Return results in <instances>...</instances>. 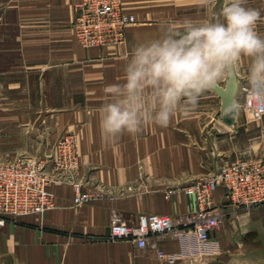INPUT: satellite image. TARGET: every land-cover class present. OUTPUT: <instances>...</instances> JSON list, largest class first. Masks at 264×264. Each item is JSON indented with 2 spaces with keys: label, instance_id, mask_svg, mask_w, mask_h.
<instances>
[{
  "label": "crops",
  "instance_id": "1",
  "mask_svg": "<svg viewBox=\"0 0 264 264\" xmlns=\"http://www.w3.org/2000/svg\"><path fill=\"white\" fill-rule=\"evenodd\" d=\"M80 1L0 0L1 130L25 137L0 150V159L47 155L60 137L75 132L81 190L93 196L77 205L73 185H52L54 208L15 217L0 228V264H264V203L236 206L220 187L214 198L222 222L210 240L200 241L190 226L196 198L182 189L165 197L170 187L190 185L227 160L264 155V119H252L242 106L246 57L217 83L224 89L237 83L233 124L224 120L217 85L190 116L178 115L167 128L106 143L97 124L104 90L122 81L135 43L156 37L162 23L179 28L185 20L220 19L225 0L204 7L199 0H123L137 17L125 43L90 48L81 45L73 26ZM246 6L260 11L256 30L264 37V0H247ZM118 212L131 222L140 213L170 215L175 226L139 247L111 238V219Z\"/></svg>",
  "mask_w": 264,
  "mask_h": 264
},
{
  "label": "clouds",
  "instance_id": "2",
  "mask_svg": "<svg viewBox=\"0 0 264 264\" xmlns=\"http://www.w3.org/2000/svg\"><path fill=\"white\" fill-rule=\"evenodd\" d=\"M210 0H199L200 6ZM247 0H225L220 19L185 20L177 28L162 23L156 37L135 43L123 68L122 81L105 88L97 113L106 143L138 136L151 127L167 128L178 115L190 116L201 96L249 61V97L264 105V37L256 27L259 10Z\"/></svg>",
  "mask_w": 264,
  "mask_h": 264
},
{
  "label": "built area",
  "instance_id": "3",
  "mask_svg": "<svg viewBox=\"0 0 264 264\" xmlns=\"http://www.w3.org/2000/svg\"><path fill=\"white\" fill-rule=\"evenodd\" d=\"M136 22L135 13L125 9L123 0H81L77 4L73 26L81 45L90 48L123 45L127 28ZM244 92L242 106L245 111L252 119L263 120L264 105L253 103L248 85ZM80 169L78 142L72 133L60 137L47 155L21 154L0 159V228L15 217L42 215L54 208L56 200L51 186L55 184L73 185L77 205L90 201L92 194L81 190ZM220 187L226 190L229 200L236 206L249 208L264 203V155L258 159L240 155L190 185L167 189V199L180 189L196 198L197 208L191 213L190 226L200 241L210 240L222 222L223 211L214 198ZM174 226L170 215L140 213L131 222L118 212L112 216L110 236L112 239H130L139 247H146L153 235L172 231ZM159 255L167 258L163 251ZM168 260L174 262L172 258Z\"/></svg>",
  "mask_w": 264,
  "mask_h": 264
},
{
  "label": "water",
  "instance_id": "4",
  "mask_svg": "<svg viewBox=\"0 0 264 264\" xmlns=\"http://www.w3.org/2000/svg\"><path fill=\"white\" fill-rule=\"evenodd\" d=\"M216 85H217L219 92L223 95V98H224V106H223L224 120L229 124H233L237 110H238L237 109L238 105L235 102L237 83L234 80H232L228 84L226 89L219 86L218 84H216Z\"/></svg>",
  "mask_w": 264,
  "mask_h": 264
},
{
  "label": "rangeland",
  "instance_id": "5",
  "mask_svg": "<svg viewBox=\"0 0 264 264\" xmlns=\"http://www.w3.org/2000/svg\"><path fill=\"white\" fill-rule=\"evenodd\" d=\"M2 127L3 125H1L0 123V150L12 148L14 146L22 144L25 141V137H22L20 135H5L3 133L4 130H1ZM70 133L75 134L77 138V134L75 132H70ZM88 193H91V192H88Z\"/></svg>",
  "mask_w": 264,
  "mask_h": 264
}]
</instances>
